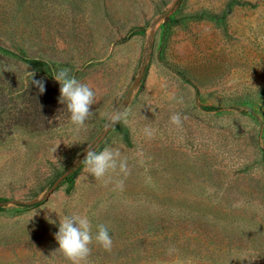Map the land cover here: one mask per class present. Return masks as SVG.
<instances>
[{
    "label": "rangeland",
    "instance_id": "rangeland-1",
    "mask_svg": "<svg viewBox=\"0 0 264 264\" xmlns=\"http://www.w3.org/2000/svg\"><path fill=\"white\" fill-rule=\"evenodd\" d=\"M62 69L96 94L79 130ZM106 129L128 172L97 180ZM0 201V264H71L72 212L113 240L85 264H264V0H0Z\"/></svg>",
    "mask_w": 264,
    "mask_h": 264
},
{
    "label": "clouds",
    "instance_id": "clouds-1",
    "mask_svg": "<svg viewBox=\"0 0 264 264\" xmlns=\"http://www.w3.org/2000/svg\"><path fill=\"white\" fill-rule=\"evenodd\" d=\"M29 74L32 77V85H35L41 94L44 93V80L34 79V72H29ZM53 77L60 85V102L63 105L66 104L70 113V122L79 130L85 126L86 120L92 114L91 108L96 103V94L88 84L82 83L75 76H70L67 69L55 72ZM122 115V112H114L111 119L113 122H119ZM169 122L180 126L182 124L181 115L173 113ZM85 153L87 154L82 162L86 165L89 174L97 180L117 169L121 173L127 174L128 172L127 159L122 157L118 149L105 147L102 151L97 152L90 148ZM50 223H55V221H50ZM55 239L59 245L56 251L61 252L71 264H85L91 254L90 246L93 242L106 251H111L113 246V240L106 225H97L96 232L93 233L92 223L88 216L77 212L59 215V226L58 232L55 233Z\"/></svg>",
    "mask_w": 264,
    "mask_h": 264
},
{
    "label": "water",
    "instance_id": "water-1",
    "mask_svg": "<svg viewBox=\"0 0 264 264\" xmlns=\"http://www.w3.org/2000/svg\"><path fill=\"white\" fill-rule=\"evenodd\" d=\"M108 130L106 129L102 135L96 140V142L90 147L91 149L95 150V148L103 141L104 137L106 136ZM89 148V149H90ZM88 149V150H89ZM87 153H84L82 158L84 159V157L86 156ZM70 171H66L64 172L62 175H60L55 181L54 183L51 185V187L48 189V191L46 192V194H50L52 193L57 186L69 175ZM38 201V199H32V200H17L18 203H22V204H34ZM6 202L5 201H0V206L4 205Z\"/></svg>",
    "mask_w": 264,
    "mask_h": 264
},
{
    "label": "trees",
    "instance_id": "trees-1",
    "mask_svg": "<svg viewBox=\"0 0 264 264\" xmlns=\"http://www.w3.org/2000/svg\"><path fill=\"white\" fill-rule=\"evenodd\" d=\"M24 60H25V61H28V62H36V60L31 59V58H29V57H24Z\"/></svg>",
    "mask_w": 264,
    "mask_h": 264
}]
</instances>
